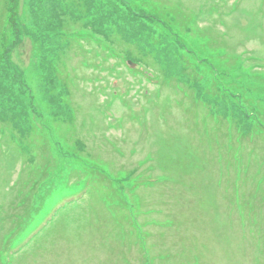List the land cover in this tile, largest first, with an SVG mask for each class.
Instances as JSON below:
<instances>
[{"label":"rangeland","instance_id":"1","mask_svg":"<svg viewBox=\"0 0 264 264\" xmlns=\"http://www.w3.org/2000/svg\"><path fill=\"white\" fill-rule=\"evenodd\" d=\"M112 31L156 60L151 82L128 74L141 66L127 53L113 60ZM233 80L264 86V0H0V261L256 264L235 225L246 177L209 154L225 128L201 100L187 109L190 81L201 96L233 92L217 100L231 109ZM80 167L113 178L135 225L114 224L110 184L105 199L93 179L75 191Z\"/></svg>","mask_w":264,"mask_h":264},{"label":"trees","instance_id":"2","mask_svg":"<svg viewBox=\"0 0 264 264\" xmlns=\"http://www.w3.org/2000/svg\"><path fill=\"white\" fill-rule=\"evenodd\" d=\"M112 38L116 42H113L112 44L113 49L108 48L107 46L106 49L108 53L110 52L109 49L113 51L112 53L110 52L111 55L115 58L113 60L116 61V58H121L124 53H127L129 56L135 58L137 62L140 63L141 67H145L143 68V70H141V67L139 70H137L129 67L128 62H125L124 67L125 70H128V74L129 72H131L132 77H136L134 75H140L144 77L148 82H151V74L153 73L152 71H154V69L151 67L149 68V71L147 67H149L148 64L156 66V60H153L149 53L141 54L138 50L133 47L134 44L126 43V41L124 39H121V37L115 31H112ZM149 40L150 39H148L147 41L148 45ZM65 41L66 43L72 45L73 40L71 41L69 39H66ZM210 44L211 50L216 49V47H218L219 49L226 48V45L223 42L220 44V42L216 38L213 39ZM205 46L208 47V44H206ZM103 49H105L104 46ZM240 58H242V55L235 54L232 58L227 59L226 61L229 62V66L226 65L228 66V69L236 67L237 59ZM1 64L8 65V62L4 60L1 62ZM117 65H119L118 62ZM11 70L12 69H9L10 73H6V76H3L4 81H12L13 70ZM184 74L186 76L194 74L193 69L191 71H184ZM164 79L165 78L160 79L159 81H162ZM166 79L173 81L178 80L174 77H168ZM192 81L194 83H197L194 79H192ZM62 83L66 84V81L63 79ZM178 83L179 84H175V87H180L181 91L186 96L184 89V85L186 83ZM181 84L183 85L181 86ZM215 84V81L211 82L210 88L213 89ZM234 84L235 86H232L233 89H240V94L236 96L238 97L237 100L232 102V105H228L229 107L232 106L231 109H221L218 107L217 102L219 96L222 99L227 98L228 96L233 94V92L227 91L221 94H217L216 92H212L211 90L206 93V96H201L199 93L196 92L195 88L192 86V82L190 81L189 83H187V87H189V89L192 91L191 94L194 101L192 102V105L190 103L187 106V109H190L192 107L200 108L199 103L195 101V99H199L204 105L202 109L208 111V114H210L213 118H216V120L225 128L224 131L218 132L216 148H211L209 150V154L212 156L213 160L215 154L218 158V162H220L222 158L229 157L230 173L239 170L243 177H246V179H244L246 182V186H244L245 192L240 193L242 197L237 203L238 209L235 213V225L237 227V231L240 237H242L244 248L249 253V255L251 254V258H254L256 264H261V260L264 264V86L262 87V89H248V85L246 83H242V81H234ZM214 88L216 91L220 90V88L217 86ZM255 92L263 94L262 101L259 97H256L255 100L251 102V95H253ZM231 96L235 97L233 95ZM227 102V100L223 101L224 104ZM124 104L127 106V101H124ZM74 118L75 116L73 117V115H70V118L66 119L65 121H72ZM3 124L7 127H10V130L12 129V126H10V123H8L7 121ZM78 141L80 140L78 139ZM188 155L190 156V158L196 156L192 152H190ZM75 170L76 171H74L73 173L71 172V174L73 176H76L78 180L81 181L78 183V186L76 187L75 191H79L81 188H84L86 184L91 181V179H93L95 180V182H97L96 192L102 199H105L106 193L104 192V189L106 188L105 186H108L110 184L109 187L111 193L109 194V196L107 195V197H110L109 199H113V201H115V205L113 206V210L115 212L113 218L116 222L114 224L122 223L130 227L132 226V224H136L134 214L137 213V210L134 209L133 204H129L124 201V198L121 197L118 191H116L114 188H111V184L115 185V183L113 182V178H111L109 175L107 176L103 174L99 170H97V172H93L92 167H80L79 170ZM135 171L136 168L132 169L129 175L132 176ZM92 175L93 177H91ZM152 178L154 179V177ZM119 181L120 179H117V182ZM148 182H151V180H148ZM143 184L149 186L150 183L144 182ZM229 188L231 191V185H229ZM229 195H231V193H229ZM229 197L232 198V195ZM60 200L61 198L58 197H56L55 200H52L51 209H53L59 203ZM22 205V208H27L26 204ZM35 211L37 212V208L34 206H32L28 210V213H26V215L24 213V210L23 216H26V219L24 220L23 216H21L20 219L24 220L25 222L26 220H31L30 216L36 215ZM46 216H48V213L42 216V220L39 224L29 229L28 235L38 229V227L46 219ZM14 221L15 219L11 220V223H14ZM19 243L21 245V243L23 242L20 241ZM16 247L17 246H15L14 249H11V255L15 253ZM256 252L258 254H256ZM258 259H261L260 262L258 261ZM0 264H6V262L0 261ZM7 264L10 263L7 261Z\"/></svg>","mask_w":264,"mask_h":264},{"label":"water","instance_id":"3","mask_svg":"<svg viewBox=\"0 0 264 264\" xmlns=\"http://www.w3.org/2000/svg\"><path fill=\"white\" fill-rule=\"evenodd\" d=\"M128 66L132 68V65H131V63H129V62H128Z\"/></svg>","mask_w":264,"mask_h":264}]
</instances>
